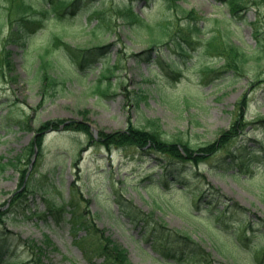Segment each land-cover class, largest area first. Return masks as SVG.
Returning a JSON list of instances; mask_svg holds the SVG:
<instances>
[{
  "label": "rangeland",
  "instance_id": "374dc122",
  "mask_svg": "<svg viewBox=\"0 0 264 264\" xmlns=\"http://www.w3.org/2000/svg\"><path fill=\"white\" fill-rule=\"evenodd\" d=\"M180 3L208 19L206 33L216 26L215 18H231L228 36L250 53V70L233 78L224 79L227 74L214 78L205 68L208 64L210 68L219 67L221 62H212L193 50L185 57L178 77H168L162 67L178 58L173 28L133 33L117 20L113 32L94 34L84 23L87 10L93 6L89 0H85V14L49 19L22 44L11 35L14 18L10 22L0 14V162L21 154V168L28 167L25 186L20 189L18 171L7 164L0 169V210H6L0 233L5 234L10 245L2 253L15 260V264H29L34 248L44 246L47 239L51 245L42 257L45 264H88L74 242L71 219L76 215L80 222L97 227L123 248L130 264H187L155 260L141 238L139 226L128 223L116 199L121 200L120 207L138 210L146 216L151 214L152 223L188 232L197 242L213 236L212 230H208L209 221L243 218L245 213L210 219L209 210L227 208L230 212L229 207L238 206L248 217L264 218V163L255 157L264 147V48L252 53L255 38L250 23L256 18L255 11L250 8L231 17L220 0ZM161 5L162 0H137L134 10L144 13L152 23L164 22L169 13ZM259 17L264 33V22ZM55 36L82 53L99 46L109 47L104 52L97 51L93 60L82 66L73 65L68 50L53 47ZM157 40L161 43L153 46ZM5 50L10 58L6 64L2 58ZM44 54L54 67L50 72L55 79L53 84L41 78L40 56ZM257 55L263 58L256 60ZM106 68L112 71L108 80L100 75ZM105 87L108 89L101 93ZM244 93L248 101L243 111L245 124L230 145L236 155V150L245 148L241 152L245 161L241 171L224 168L216 161L200 163L195 166L197 177L188 173L180 176L177 183L169 184L158 179L156 174L164 171L156 166V161H141L137 156L131 159L124 152L109 153L103 148L88 147L85 134L62 126L45 129L40 151L33 156L27 153L34 129L60 121H86L93 134L100 129L108 133L125 130L129 121L150 129L155 121L168 140L185 142L197 149L218 140L228 130ZM82 111H88V115L83 117ZM25 119L31 130L19 125L18 121ZM254 147L257 151L252 152ZM152 173L154 179L150 178ZM167 177L170 180V175ZM17 190L24 194L11 204ZM226 233L222 230L216 236L223 238ZM75 234L84 236L85 229ZM204 247L212 254V261H223L208 243ZM243 250L238 264H251V250Z\"/></svg>",
  "mask_w": 264,
  "mask_h": 264
},
{
  "label": "trees",
  "instance_id": "16d2710c",
  "mask_svg": "<svg viewBox=\"0 0 264 264\" xmlns=\"http://www.w3.org/2000/svg\"><path fill=\"white\" fill-rule=\"evenodd\" d=\"M93 2V6L90 10H87L85 6V0H0L3 5L0 8V14L7 17L10 22L12 17L14 25L12 26L11 35L18 38L15 42L25 43L32 38V34L43 28L44 23L49 19H61L63 17L76 16L85 14V26H90L92 33H100L103 31L113 32V28L116 25L117 20L123 22L126 31L133 33H139L141 31H152L166 28L171 31L174 30V48L178 52V58L170 60V64L163 66L164 72L168 77H178L179 71L185 62L191 51L197 50L200 56H207L212 62L219 61L221 65L219 67L210 68V64L206 66L205 72L211 73L214 78L220 76L236 77L237 75H243L249 71L248 60L250 59V53L243 48L234 44L228 36V32L231 26V18L224 17L221 19L215 18L216 26L213 30L206 33L205 27L208 19L200 16L195 10H187L181 6V0H162V7L166 8L169 16L163 20L164 22L152 23L147 20L146 15L136 13L134 10V3L137 0H89ZM138 1H153V0H138ZM223 5L227 6L228 14L231 17L236 14H244L248 9L255 11L256 18L250 23L252 27L251 35L255 38L254 50L261 51L264 46L260 44L264 41V33H261V27L259 19L260 15L264 22V0H220ZM109 3V8L107 5ZM5 4L7 6H5ZM107 4V5H106ZM254 7V8H253ZM116 20V21H115ZM160 41H155L153 46H156ZM55 48H64L70 52L71 64L83 65L87 61L93 60L97 51L104 52L108 49L109 45L103 47H97L94 49L86 50V52H79L73 49L68 43L64 42L61 37L55 36L53 43ZM152 46V47H153ZM151 47V49H152ZM154 48V47H153ZM48 52V49L45 53ZM9 52L5 50L4 58L5 64L9 62ZM40 74L42 81H49L54 83L55 79L51 77L50 72L54 70L52 61L48 60L44 55H41ZM261 56L257 55L256 60H260ZM157 57V61H158ZM1 63V62H0ZM161 65V62H159ZM163 64V62H162ZM118 65H115L117 67ZM162 66V65H161ZM106 73V74H105ZM111 70L105 69L100 75L101 78L108 80ZM108 85V84H107ZM108 87L101 90L104 93ZM99 90V88H97ZM246 94L244 93L236 104V115L230 122L228 130L221 133L218 140L208 143L207 146H200L194 149L189 144L181 141H171L162 135L160 127L153 121V128H140L135 126L130 121L127 128L122 131L105 132L103 129L98 131L94 136L91 129L87 125V122L80 121H60L59 124L53 122H47L44 125H40L33 131L35 135L31 140V144L28 147V155L33 156L35 148L40 151L42 148V137L44 130L48 127L58 128V126L64 127L65 130H73L76 132H82L88 139V147L94 146L96 149L103 148L109 153L112 151L124 152V156H129L131 159L137 156V159L154 160L156 166L162 169L164 173L161 175L156 174L158 179L166 180L167 183H177L180 180V176L186 174H194L197 177L196 167L200 163H212L217 162L224 168H236L241 171L244 169L245 161H243L241 147L234 151L230 150L232 141L237 140L244 124L242 122L244 109L247 107L248 101L246 100ZM83 117L88 115V111H82ZM25 119L24 121H18L22 129L31 130L29 123ZM54 124V125H52ZM257 147L252 148V152L257 151ZM259 163H264V147L260 149L259 155L255 156ZM245 158V157H244ZM1 159V157H0ZM23 159L21 154H17L14 158L6 160V162H0V169L7 165L12 166L19 173V187H24L25 179H27V169L21 168ZM167 169L177 171V174L172 172L167 173ZM155 173L149 174L150 178L154 177ZM170 175V180L167 176ZM172 179V180H171ZM19 194V191H15L11 197V204L17 202L23 195ZM195 197V195H193ZM115 203L120 208V212L127 217L128 223L133 226H139V232L141 238L149 249L155 255L152 256L155 260L162 263H170V261H184L187 264H238L237 258L241 252H244V248L251 250L250 262L251 264H264V218H258L255 220L252 217L246 216V211L240 207L232 206L230 212H227V208L222 211L212 212L209 209L210 219L218 217L229 218L234 213H243V218H232L222 220L209 221L208 230H212L213 236L208 238H202L200 241H196L191 234L184 231H178L173 228L167 227L160 222L152 223V215L144 214L138 210H134L128 207H120L121 200L116 199ZM10 204V206H11ZM48 211L51 212V206H48ZM59 212L58 209H54ZM6 210H0V222L4 221V215ZM59 219L58 214L56 215ZM151 222V223H150ZM73 237L75 244L81 248L83 256L88 259L89 264H130L127 260L126 252L119 245H115L110 237L104 235L97 227L88 225V223L80 222L79 218L72 216L71 219ZM85 229L84 236H78L75 234L79 229ZM222 230H226V234L223 238H219L216 235ZM208 243L210 247L221 257L222 262L215 263L212 261V254L205 251L204 243ZM45 245L42 247H35L29 264H45L44 259L46 249L51 243L47 239ZM7 240L5 234L0 233V264H15V260H9L3 255L2 250L8 251ZM100 259V262L97 260ZM168 260V261H165Z\"/></svg>",
  "mask_w": 264,
  "mask_h": 264
}]
</instances>
